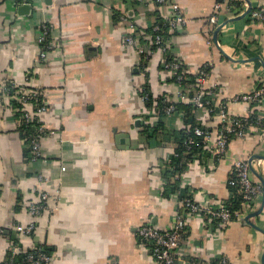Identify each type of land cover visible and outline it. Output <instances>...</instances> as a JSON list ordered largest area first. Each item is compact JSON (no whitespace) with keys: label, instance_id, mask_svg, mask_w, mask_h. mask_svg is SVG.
I'll return each instance as SVG.
<instances>
[{"label":"crops","instance_id":"crops-1","mask_svg":"<svg viewBox=\"0 0 264 264\" xmlns=\"http://www.w3.org/2000/svg\"><path fill=\"white\" fill-rule=\"evenodd\" d=\"M169 2L178 4L186 19L178 32L167 31L172 52L189 74L207 68L205 87L217 89V103L264 84V22L249 19V10L264 8V0ZM169 15V4L156 7L151 0H0V84L11 81L42 92L46 111L39 120L48 133L41 139V158L30 160L12 99L0 97V263L11 242L21 250L46 246L50 264H158L139 245L137 229L170 226L177 193L223 202L231 196L234 162L248 158L255 160L254 179L264 180V132H259L233 138L213 169L186 164L176 180L179 192L163 195L172 179L163 169L170 168L177 148L169 131L179 129L182 120L168 116L164 132L144 134L149 108L141 88L172 102L178 101V88L160 68V51L142 72L145 59L122 42L132 26L146 44L148 37H140L139 30ZM42 26L52 46L45 59ZM227 113L261 115L264 103H228ZM197 114L215 135L216 115ZM34 186L51 195L53 211L43 212L33 236H25L15 226L35 221L25 208L39 199ZM181 255L202 263L225 256L229 264H263V196L216 235L192 217Z\"/></svg>","mask_w":264,"mask_h":264},{"label":"built area","instance_id":"built-area-1","mask_svg":"<svg viewBox=\"0 0 264 264\" xmlns=\"http://www.w3.org/2000/svg\"><path fill=\"white\" fill-rule=\"evenodd\" d=\"M142 2L143 0H137ZM156 7L162 6L166 3V0H151ZM170 15L168 21V32H178L186 25V19L178 6V4L170 3ZM249 19L252 21L264 22V8H251L249 10ZM211 23H215V17L210 18ZM155 35L146 39V44H141L137 32L131 26V31L123 37V45L125 48H136L137 52L145 59V63L142 65V72H146L147 61L151 55L157 51H160L164 56L163 61L160 64V68L168 72L173 79V83L177 86V102L167 96H162L164 101L173 103L169 104L165 108L167 116H179V112L176 109V103H189L194 110L204 111L205 114H211L216 109L218 126L216 134L213 135L209 130L206 131L205 127H195L193 129L194 137L200 138L197 142L193 138H189L186 142V150L184 154H189L191 146H202L204 150L211 152V159L213 162H209L210 159L206 158L205 162L201 161L208 171L215 166L214 159L224 156L229 142L233 138H244L251 136L254 133L264 132V114H255L247 117H233L227 113V104L232 102H246L251 105L264 103V84L250 93H241L228 98L227 101L221 103L216 102L217 89L205 87V82L208 77L207 68L200 69L193 78V84H186L183 81L187 80V72L185 66L181 60L175 56L171 59L166 58L167 52L171 53L172 45L169 37H165L163 32L160 31L159 26L156 24L151 27ZM49 31L47 26L41 27V34L39 40L44 43L42 51L40 53L41 59L47 57L48 52L52 49V46L47 42ZM190 86H195V89H191ZM192 92V94H191ZM19 103L23 105L22 109L13 107V116L16 120L18 130L23 131L27 128H34L35 134H26L22 137L23 144H25L30 152V160L36 161L41 158V139L48 133L45 127L40 123V116L46 111L45 102H43L42 92L37 89H29L26 87L17 86L14 82L4 81L0 84V97L7 100L16 98ZM190 95V96H189ZM149 96L148 91L141 88V98L143 102L147 100ZM189 97V98H188ZM147 118L150 125L149 131H153L152 127L155 126L157 118L152 109H147ZM24 133V131H23ZM173 156H176L174 152ZM210 157V156H209ZM198 155L195 156L193 162H198ZM200 161V160H199ZM253 158L245 160H236L232 166L231 174L236 178V184L239 186L240 194L242 196L243 211L238 216H243L249 209V207L256 202V200L263 196L262 183L257 182L252 172ZM177 176L173 177L170 181L175 182ZM41 180L40 177L37 178ZM33 191L38 194V200L27 203L25 205L28 214L35 219L26 226L17 224L16 230L19 234L25 236H33L36 229V220L45 211H53L49 205L51 195L43 190H38L34 186ZM193 193L180 194L177 193V211L175 218L170 226L165 229H158L150 224H145L137 229V240L141 248L150 253L153 260L158 264H215L214 260L202 263L200 261H192L184 258L181 255V249L183 244L187 241L189 232V224L192 217H199L205 224L206 228L212 232V234H218L222 232L224 228L231 222V213L223 204V202L214 201L211 197L205 195L203 201H196L192 196ZM55 210V209H54ZM204 216H207V221ZM249 220V219H248ZM213 221L215 225H213ZM3 230L0 229V234ZM7 256L1 262L3 264H14V260L19 255H24L23 264H50L51 255L43 251L38 245H32L29 249L21 250L11 242L8 244ZM217 264H229V261L225 256L216 258Z\"/></svg>","mask_w":264,"mask_h":264},{"label":"trees","instance_id":"trees-1","mask_svg":"<svg viewBox=\"0 0 264 264\" xmlns=\"http://www.w3.org/2000/svg\"><path fill=\"white\" fill-rule=\"evenodd\" d=\"M17 1H22V0H17ZM146 1H150V0H146ZM170 0H166V4H170L169 2ZM169 2V3H168ZM162 21V22H161ZM156 22L155 24L157 26H159V29L161 32H163V35L165 37H167V29H168V21L169 18L167 20H162ZM140 31V37L143 36H147L149 37H153L155 35V32H153L152 29L149 30H139ZM143 35V36H142ZM169 35V34H168ZM142 39V38H141ZM173 52L171 50L170 52H167L166 54V58L167 59H171L172 57H174V55H172ZM187 80L183 81L186 84H190L192 85L194 82L193 78L194 75L189 74L187 76ZM173 82V79H172ZM191 89H195V86H190ZM144 89L147 90L146 85H144ZM149 96L147 98V100H145L144 104H145V108H149L152 109L154 114H155V118H157V122L155 124V126L152 127L153 131H149L148 127L150 125V122H148L146 125H144V130L143 133L146 134L148 137H153L156 134H158L159 132H164V130H166V128L164 127V121L165 119L168 117L166 112H165V108L169 105V104H173V103H169L164 101L163 97H158V98H154L151 94L150 91H148ZM192 94V92H191ZM14 95L16 96V94L14 93ZM190 96V95H189ZM189 98V97H188ZM14 99V100H13ZM11 100V104L15 107V108H19L22 109L23 105L21 103H19V101L17 100V96L16 98H13ZM176 109L179 112V116L182 120V124L180 126L179 129H175L172 131H169V136H171L173 138V141L176 142L177 148L175 150L176 152V156H171L170 157V161H169V165L170 168L166 169L165 167L167 166L166 164L162 165L165 169H163V174L164 176H166L168 179L169 178H173V177H178L180 175V173L182 172V170L185 168V165L193 162L195 159V156L198 155V163H201V161H203V163L205 162L206 158H208L209 156H211V152L208 150H204L202 148V146L200 145V143L198 144V146H191V149L189 151V154L185 155L184 151L186 150L185 146H186V142L189 138H193L194 140H196L197 142L200 141V138L198 137H194V133H193V129L195 127H203V120L198 118V114L199 111L201 110H194L191 106V104L189 103H176L174 104ZM204 112V111H203ZM217 114L216 109H214V111L211 114H206L207 115H215ZM255 114L250 115L252 118V116H254ZM205 116V118H206ZM202 120V121H201ZM205 127V126H204ZM206 131H211L209 128L205 127ZM24 131V133H23ZM21 131V137H24L26 134L28 135H34L35 134V129L34 128H27L25 130ZM28 153L29 149L27 150ZM30 158V157H29ZM200 160V161H199ZM167 163V162H164ZM168 164V163H167ZM231 176V181L232 184L230 186L229 191L231 192V196L223 201V204L226 206V208L230 211L231 213V222L236 220L239 216L238 214L242 213L243 211V199L242 196L240 194V190H239V186L238 184H236V178L234 175H230ZM178 181L175 180V182H171L168 181L166 182V184L164 185V192L163 195H169V194H174L175 192H179L177 191L178 189ZM205 219L207 221V216H204ZM213 225H215V222L213 221ZM206 227V226H205ZM43 251L50 253L49 249L44 246V245H38ZM6 258V257H5ZM23 258L24 255H19L15 258L14 260V264H23ZM218 260L215 259L214 263L217 264ZM3 264V263H0Z\"/></svg>","mask_w":264,"mask_h":264},{"label":"water","instance_id":"water-1","mask_svg":"<svg viewBox=\"0 0 264 264\" xmlns=\"http://www.w3.org/2000/svg\"><path fill=\"white\" fill-rule=\"evenodd\" d=\"M260 181L262 183L263 198H264V180L260 179ZM252 216H253V214L248 215L245 220L248 221V219L251 218ZM263 264H264V257H263Z\"/></svg>","mask_w":264,"mask_h":264}]
</instances>
